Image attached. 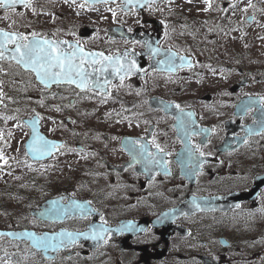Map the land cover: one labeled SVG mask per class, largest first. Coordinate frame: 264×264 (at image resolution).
<instances>
[{
    "label": "flooded vegetation",
    "instance_id": "1",
    "mask_svg": "<svg viewBox=\"0 0 264 264\" xmlns=\"http://www.w3.org/2000/svg\"><path fill=\"white\" fill-rule=\"evenodd\" d=\"M178 1H154L139 10L125 7L122 0H29L28 6L0 8L4 31L29 39L35 32L42 38L72 40L85 52L122 54L126 66L135 62L122 82L99 76L101 84L110 82L101 91L91 85L46 87L15 61L0 60V91L6 80L15 79V108L34 115L29 120L39 116L42 124L46 111L66 114L64 125H70L72 134L61 138L59 152L64 160L72 159V148L80 152L68 161L80 162L72 163L77 173H66L62 187L45 198L63 196L55 203L58 209L77 199L80 218L40 225L50 232L68 228L80 233L92 224L96 229L109 226L103 241L80 239L52 254V261L38 256L40 264H264V66L255 56L246 62L244 51L228 48L219 38L224 25L226 33L236 35L247 26L228 19L233 0H217L208 8L211 27L208 36L198 38L188 25L200 13L170 10ZM72 3L89 12L112 3L121 10L105 26L92 18L91 24L70 28L61 8ZM172 14L175 27L167 32ZM170 53L171 71L160 63ZM102 105L110 115L100 117L99 125L80 117L83 109L95 115ZM109 129L100 139L96 131ZM141 145L165 166L141 157ZM232 195L243 199L230 209L219 208ZM197 241L206 247L195 248ZM188 244L194 249L182 253Z\"/></svg>",
    "mask_w": 264,
    "mask_h": 264
},
{
    "label": "rangeland",
    "instance_id": "2",
    "mask_svg": "<svg viewBox=\"0 0 264 264\" xmlns=\"http://www.w3.org/2000/svg\"><path fill=\"white\" fill-rule=\"evenodd\" d=\"M217 0H180L176 3L170 4V10L182 9L187 12H192L193 15L197 16V13L200 15L192 20L191 24L188 25L194 32L195 37H206L209 33V28L211 27L210 22L207 21L208 16L205 15L207 12L210 15L208 8H211L215 5ZM234 6L231 11L227 13L229 20H232L236 23L245 22L247 26H244L242 31H238V35L226 33V27L224 25L222 28V34L219 35L221 42H228L227 47H235L238 50H242L246 53V62L252 57L261 61L260 67L264 66V0L260 1L259 4L253 3L255 0H233ZM254 5L256 7H254ZM207 9V10H206ZM228 9V8H227ZM226 9V11H227ZM61 10L64 14H68L67 21L70 28H76L82 24H87L90 21L89 19L98 18L97 21L100 24L105 26L107 23L114 21L112 16L114 12L119 9L117 3L106 4L103 6L94 9L95 12H89L87 9L82 8L78 3H72L71 5H62ZM216 12L220 11V8L215 10ZM259 11V13H256ZM249 15L256 16L253 22L247 20ZM11 16V15H9ZM173 14L170 16V21L167 23V32L175 27L171 24ZM0 17L2 14L0 13ZM65 24V20H60ZM91 24V23H89ZM248 27L250 30H248ZM237 37V40L232 38ZM219 39V40H220ZM108 41L103 39L101 44L106 45ZM234 43V44H233ZM16 85L15 79L5 81V85H1L4 88H1V107H0V126L7 129L8 134L6 135L3 131L4 129L0 128V152L3 153L4 159L7 160V163H4V160H0V227H34L40 228L41 223L37 222L32 218L29 212V208L39 204L48 196V193H54L59 190L65 180L66 173L70 172L76 174V169L72 166L74 164H80V162L69 163L72 161L74 156H78L79 149L72 148L71 155L72 159L67 157H62L60 152L53 160L47 162H33L27 158L25 152L22 151V146H24L25 140L28 138V129L22 124V118L30 116L31 114H20L16 106L17 99L13 96V89ZM3 93H5L3 95ZM124 102V98H122ZM51 105V103L49 104ZM108 106L102 105L99 112L95 115L91 113H86V110L80 111V117L84 115L89 119V123H97L99 125V118L104 117L108 118L110 115V110ZM70 114L73 115V112L70 111ZM42 116V127L43 130L52 138H64L72 134L70 130V125H64L66 114L60 115L58 112L46 111ZM4 121V122H1ZM100 128L104 126L103 120H101ZM108 128H111L110 120L107 121ZM77 126V125H74ZM78 127V126H77ZM109 130H97L101 136L100 139H104L102 134L108 133ZM92 133L93 131H88ZM63 160L66 161L63 163ZM94 178H89L88 182H94ZM103 182H108L103 179ZM4 183H11L12 188H5ZM21 193V194H20ZM20 194V195H19ZM46 195V196H45ZM25 225V226H21ZM43 228V227H42ZM197 247L203 246L198 241ZM253 246H257L256 242H252ZM0 246L3 249L14 248L19 249L20 247L17 244L8 243L6 238H0ZM203 246L202 248H205ZM201 248V249H202ZM194 249L193 246L189 247V244L185 247H182V253L187 254L189 250ZM26 259H32L29 255L25 256ZM8 259V256L0 257V261H5ZM178 264H190L187 262L178 261ZM13 264H22V263H13Z\"/></svg>",
    "mask_w": 264,
    "mask_h": 264
},
{
    "label": "snow or ice",
    "instance_id": "3",
    "mask_svg": "<svg viewBox=\"0 0 264 264\" xmlns=\"http://www.w3.org/2000/svg\"><path fill=\"white\" fill-rule=\"evenodd\" d=\"M87 2V0H86ZM131 3L132 0H127ZM16 4H23L28 6L29 0H0V8H12ZM83 6V5H82ZM207 10V9H206ZM9 45H14V48L9 49ZM62 45H66L63 47ZM158 51V50H154ZM10 52V55H6ZM127 55V54H125ZM174 54H169V58L165 61H160L162 64H167L168 69L173 70L171 57ZM10 59L15 61L17 65L22 66L24 69H28L33 72L36 78L42 85L48 86L50 84H61L68 83L74 84L76 87L85 89L89 85L92 87L100 88L103 91L104 87L110 83L105 79L104 83L101 84L99 76L104 75L109 68L112 69V74L120 77L121 82L124 80L126 75L133 72L135 68V62H129L126 66L121 63L120 57L105 56L103 53L85 52V50L77 43L71 44L68 41H56L47 38H40L35 32L31 34V39L28 36L17 33L7 32L0 29V60ZM184 58L181 57V60ZM100 65V67H96ZM91 68L92 71L88 69ZM98 74L95 80L91 77L93 74ZM179 108V105H176ZM189 116L191 113L188 114ZM38 120L34 119L30 122V126L33 130V135L28 143L27 147L29 152L34 158L39 159L44 156L52 155L53 151L63 147V145H57L52 141L46 140L43 136L36 132V123ZM135 143H139L138 141ZM157 150L163 153L164 149L160 145L155 144ZM199 146H197L198 148ZM203 155V153H200ZM139 155L146 159L149 163L160 164L165 166L162 158L157 159L154 153L149 152L147 145H141L139 149ZM0 160L4 159L3 153L0 152ZM55 203V202H53ZM73 205L77 208L82 207L73 201ZM44 215V213H41ZM108 229L100 226V228H94L91 232V238L94 240L103 239V233L107 232ZM8 235H13L9 233ZM32 239L33 244L37 247H48L56 248V244H50V241L59 240L62 244L65 237L70 242H75L76 237L72 233H59L53 236H36L34 233H24ZM85 239L89 238L86 234Z\"/></svg>",
    "mask_w": 264,
    "mask_h": 264
},
{
    "label": "water",
    "instance_id": "4",
    "mask_svg": "<svg viewBox=\"0 0 264 264\" xmlns=\"http://www.w3.org/2000/svg\"><path fill=\"white\" fill-rule=\"evenodd\" d=\"M90 1H95V2H102V1H106V0H90ZM126 5L127 6H130V5H138V3L144 5V4H147V3H150L151 1H158V0H138V1H132L131 3H128L127 0H124ZM63 47H66L65 45H62ZM93 53H100L98 51H94ZM6 55H10V53H7ZM114 57H119L118 56H114ZM28 70V69H26ZM105 75L109 78V79H116L117 76L113 75L112 74V69L109 68L108 71L105 73ZM37 81H39L37 79ZM52 84L48 85V86H51ZM36 120H38L36 117L34 118ZM34 119L32 120H26L28 125L30 126V122L33 121ZM31 127V126H30ZM36 132L39 133V135L43 136L46 140H49L40 130V124H39V120L38 122L36 123ZM32 135H33V130L31 128V136L30 138L28 139V141L26 142V147L28 145V143L30 142L31 138H32ZM49 141H52V140H49ZM54 142V141H52ZM55 144H58L57 142H54ZM27 150H28V147H27ZM57 150V149H56ZM56 150H54L53 152H55ZM29 152V150H28ZM29 155L33 158V159H36L34 158L30 153ZM51 155L49 156H44L42 158H39V159H47L49 158ZM37 159V160H39ZM235 196H237V198H235ZM235 198V199H234ZM62 199V197H59V198H54V199H51V200H48L46 202H44L40 208H33L31 209V214L35 217H37L38 219L40 220H49V219H52V220H62L64 219L65 217H79L80 216V208H77L73 205V201H75L76 204H79V201H76L75 199H72L70 201L71 203V206L70 207H60L59 209L56 207L55 203L57 201H60ZM234 199V200H233ZM243 198L242 196L240 195H232V196H229L228 199L226 200L225 202V206H220L219 208L221 207H224L222 209L224 210H227V209H230L234 206H236L238 204L239 201H241ZM55 202V203H53ZM218 207V205H217ZM41 213H44V215H41ZM52 215V216H50ZM66 215V216H65ZM95 225H92L90 227V229H88L87 231L83 232L82 234H86L89 236V238H87L88 240L91 238V232L92 230L94 229ZM72 233L76 239H75V242L76 241H80V239H83L85 240V236L84 235H81L80 232H70V231H67V230H60L59 232H56V233H48V232H38L37 230L35 229H32V228H18V229H4V228H0V237L1 236H7L9 237L11 240H17V241H20V242H29V244L36 250L40 251L45 257L47 258H53L52 255H50V252H58L60 250H63L65 248H67L70 244L74 243V242H70L68 240L67 237L63 238L64 239V242L61 244L59 240H56V241H50L49 243L50 244H56V248H52V247H48V248H44V247H37L35 244H33L32 242V239L26 235H23L24 233H34L36 236H44V235H47V236H53V235H56V234H59V233ZM9 233H12L13 235H8ZM106 232L103 233V237L105 236Z\"/></svg>",
    "mask_w": 264,
    "mask_h": 264
},
{
    "label": "trees",
    "instance_id": "5",
    "mask_svg": "<svg viewBox=\"0 0 264 264\" xmlns=\"http://www.w3.org/2000/svg\"><path fill=\"white\" fill-rule=\"evenodd\" d=\"M0 128L4 129V127H1V126H0ZM4 133L6 134V131ZM3 186L5 187L3 189H6V188L11 189L13 187L11 183H4ZM0 194H1V192H0ZM21 226H25V225H21ZM17 227H20V226H17ZM17 245H19V247H20V255L18 257H15L12 252L8 253L7 250L3 249L1 246H0V257L8 256V259L5 260V262H9L10 261L12 264L15 263V262L24 264L25 261H26L25 256L33 254L34 251L26 243H20V244H17ZM0 264H1V261H0ZM41 264H43V263H41Z\"/></svg>",
    "mask_w": 264,
    "mask_h": 264
}]
</instances>
